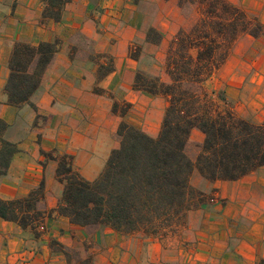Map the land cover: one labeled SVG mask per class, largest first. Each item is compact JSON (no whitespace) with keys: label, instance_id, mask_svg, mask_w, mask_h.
I'll list each match as a JSON object with an SVG mask.
<instances>
[{"label":"crops","instance_id":"crops-1","mask_svg":"<svg viewBox=\"0 0 264 264\" xmlns=\"http://www.w3.org/2000/svg\"><path fill=\"white\" fill-rule=\"evenodd\" d=\"M168 4L174 6L176 21L162 13L153 19L141 10L159 11ZM240 4L264 24V0H240ZM43 6L41 0H0V118L8 124L4 139L18 148L7 172L0 174V197H23L43 179L44 207L50 210L60 202L63 184L55 175L56 161L45 159L40 149L71 155L74 169L85 179H95L119 145L116 130L122 117L119 109L113 111L114 103L119 108L128 105L123 119L129 124L157 136L166 98L134 89V76L139 69L168 80L167 40L182 18L176 3L169 0H70L58 21L42 18ZM149 26L160 31V44L146 41ZM241 39V55L256 54V62L243 64L241 82H256L253 90L263 93H254L250 103L261 108L264 36L245 34ZM54 40L58 49L30 103L9 104L4 86L14 42ZM134 43L141 44L138 59L129 54ZM231 89H226L225 100ZM193 138L200 142L203 134L192 129L190 141ZM189 182L204 193L212 191L213 196L187 213L180 237L183 246L188 242L192 248L190 253L180 250L184 259L167 258L168 248L157 239L147 237L143 244L108 226L88 231L53 212L39 223L37 236L0 218V264H81L83 252L91 256L92 264H264V166L237 180L215 181L193 169ZM51 240L75 254L68 258L50 245Z\"/></svg>","mask_w":264,"mask_h":264},{"label":"trees","instance_id":"trees-1","mask_svg":"<svg viewBox=\"0 0 264 264\" xmlns=\"http://www.w3.org/2000/svg\"><path fill=\"white\" fill-rule=\"evenodd\" d=\"M41 1L42 18L58 21L70 0ZM176 1L180 6L190 5L195 17L189 27H180L168 43L164 61L168 80L138 69L133 82L136 90L166 98L157 136L129 124L123 119L128 105L119 108L114 103L113 111L119 109L122 117L116 130L119 145L111 150L99 175L93 180L85 179L74 169L71 155L40 149L45 159L57 163L55 175L63 184L60 202L54 209L44 207L42 179L23 197H0V218L32 230L34 236L43 218L55 212L88 231L108 226L125 234L141 230L147 236L168 237L179 234L188 211L206 197L190 185L193 169L215 181L237 180L264 166V119L255 122L239 116L225 104L220 92L218 101L211 96L215 91L208 92L205 87L238 37L264 35V24L230 0ZM145 39L159 44L161 34L149 27ZM58 46V40L14 42L4 86L9 104L18 107L30 103ZM129 54L138 58L131 49ZM7 125L0 118L1 175L7 172L18 150L15 143L3 137ZM192 129L203 134L195 144L193 158L187 151ZM50 245L69 258L70 248L55 240ZM81 264H92L91 256L83 258Z\"/></svg>","mask_w":264,"mask_h":264},{"label":"rangeland","instance_id":"rangeland-1","mask_svg":"<svg viewBox=\"0 0 264 264\" xmlns=\"http://www.w3.org/2000/svg\"><path fill=\"white\" fill-rule=\"evenodd\" d=\"M134 1H138V0H134ZM169 1L175 2L176 6H178V8H179L178 9L179 10V16L182 18V24L180 27H189L191 25L193 18L195 17V13H194L195 11L193 10V8L187 4L180 6L176 0H169ZM230 1L237 4L238 6H240L242 8H244L243 6H241L240 0H230ZM141 10H142V13L145 10H146L145 11L146 14L151 13L153 19L158 18L160 16V13H162V14H168L170 21H174V20L176 21L175 15H174L175 9H174V6L172 4H168L166 7H164L162 10H159V11L158 10L157 11H150V9H147L146 7L142 8ZM245 10L248 11L247 9H245ZM248 12L252 15H255L258 18V16L256 14H254L253 12H251V11H248ZM149 27H151V26H149ZM160 28H161V25H160ZM158 32L160 33V31H158ZM244 35L245 34H242L238 37V39L236 40L232 49L230 50L228 56L224 60L223 64L206 81L205 87H206L208 92H211L212 90L215 91L214 93L211 94V96L216 98V100H218L217 92H220L224 97V93L226 92V89L227 88L230 89V87H232L233 90L231 89L229 91V99L225 100V104L232 107L233 110L238 115H240L244 118L250 119L252 121L259 122V121L264 119V107L259 108L258 105H256V107H254L252 105V103H250V102L252 101V95L254 93L262 94L263 92L262 91L255 92L253 90V88L257 87L256 82L252 83V82H250V80L247 81V79H245L243 82H241V75H242L241 71L244 68V65H245L244 63L248 62L249 65H251L253 61L256 62V58L254 56L256 54H254L251 51L249 53L246 51L244 54L241 55V52L243 51V49L240 47L239 42L242 40L241 38ZM261 36H264V35H261ZM171 38H169L167 40L166 48L168 47V43L171 40ZM162 39H163V37L161 35L160 42L162 41ZM260 44H262V43H260ZM242 45L244 46V44H242ZM246 46H247V43H246ZM130 49H131L132 54L138 53V58H139L141 51H142L141 44L134 43L133 45H131ZM165 54H166V50H165ZM164 61H165V59H164ZM107 68H108V66L105 67V70ZM146 73H148V72H146ZM247 77H248V79H250L251 76H247ZM226 81H231V83H233V85L228 84V82L226 83ZM215 86H216V89H214ZM152 96H156V95H152ZM157 96H162V95H157ZM250 96H251V98H250ZM224 99H225V97H224ZM249 103L251 104L250 105L251 107L249 106ZM120 108H123V107H120ZM154 118H155V113L153 115V120H154ZM196 143H197L196 139H194V138L191 139V141L189 142L188 148H187L188 154L192 158L194 157L196 150H197L195 147ZM204 194H206V197H204L205 198L204 201L210 199L213 196L212 191L208 192V193H204ZM194 208H192V209H194ZM186 225H187V215H186L185 226L180 230L178 235H173V236L170 235L168 237L147 236L141 230L132 232L130 234H125V233H123V234L129 235L128 238L130 237L129 239H131V240L132 239H135L136 241L142 240L143 244H144L145 238H147V237L157 239V241H159L166 248H168L167 258H169L170 260H173L175 258L184 259V257H186V255L183 256L180 253V250L182 249V251L184 252V249H186L185 253H190L188 251V249L192 248V246H189V247L187 246L188 244H191V243L186 242L185 245L183 246L182 242H181L182 239H181L180 235L182 234V231L184 230V228H186ZM181 246H183L184 248ZM74 254H75L74 251L70 252V255L73 256ZM86 256L88 257V255H86L83 252V257L87 258ZM173 264H177V263H173Z\"/></svg>","mask_w":264,"mask_h":264}]
</instances>
